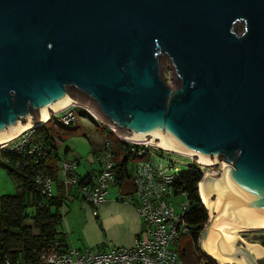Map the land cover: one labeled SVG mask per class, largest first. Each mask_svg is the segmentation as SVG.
I'll return each mask as SVG.
<instances>
[{"label":"water","instance_id":"1","mask_svg":"<svg viewBox=\"0 0 264 264\" xmlns=\"http://www.w3.org/2000/svg\"><path fill=\"white\" fill-rule=\"evenodd\" d=\"M72 103L121 139L223 157L198 184L200 251L264 256L227 232L264 228V0H0V135Z\"/></svg>","mask_w":264,"mask_h":264},{"label":"built area","instance_id":"2","mask_svg":"<svg viewBox=\"0 0 264 264\" xmlns=\"http://www.w3.org/2000/svg\"><path fill=\"white\" fill-rule=\"evenodd\" d=\"M81 107L72 103L60 111L50 112V116H55L57 122L65 127L74 126L78 121V111ZM86 111V114L93 115L110 134L115 135L113 128L104 125L90 110ZM36 127L0 145V150L32 155L43 149L41 144L32 146ZM117 138L121 141L119 143L129 145L125 147L124 153H116L113 149L114 142L106 137L97 154L99 170L88 174L83 183L77 176V164L65 158L60 160L59 166L63 176L61 184L66 196L74 188L78 197L91 205L96 217L98 208L108 200L111 189L118 185L128 188L130 193L118 192L115 200L121 203L135 202V211L142 220V228L135 245L130 248L118 247L107 250L75 249L67 245L65 230L57 227L55 239L47 249L35 247L26 249L20 246L17 249L0 250V264H184L179 253V245L180 240L190 233L183 219L188 211V205L180 206V211L177 212L172 203L177 197L174 186L181 170L174 168L171 161L167 167L158 161V158L171 154V151L145 142ZM186 157L190 159L186 169L196 167L202 175L208 174L205 170L214 166L196 164L192 161L195 156ZM217 173L211 172L210 175L214 176ZM33 185L47 199L56 194L55 181L45 173L38 174L33 180ZM23 227L27 232H30V228L34 231L33 220L30 218L24 221ZM251 233L252 243L264 249V230H254Z\"/></svg>","mask_w":264,"mask_h":264},{"label":"trees","instance_id":"3","mask_svg":"<svg viewBox=\"0 0 264 264\" xmlns=\"http://www.w3.org/2000/svg\"><path fill=\"white\" fill-rule=\"evenodd\" d=\"M55 139L56 136L51 134L47 126L40 125L34 129L32 146L41 144L43 149L32 155L0 150V170H4L17 184L15 195L0 198V250L17 249L20 246L26 249L32 247L47 249L55 239L56 228L61 224L63 217L60 210L67 198L64 187L57 177V163L63 158L58 154ZM128 146L126 143H116L113 149L116 153L123 154L125 147ZM74 162L76 163V160ZM40 173H45L55 181L56 194L51 199L41 195L33 185L34 178ZM87 175L77 176L83 183ZM202 177V173L196 167L188 168L181 171L174 186L176 196L184 195L187 199L188 211L183 219L189 228L188 236L195 250H198L200 234L208 220L207 210L198 192V184ZM30 218L33 220L34 231L30 228V232H27L23 223ZM180 256L184 257L182 253ZM198 259L200 264H217L206 255L198 256Z\"/></svg>","mask_w":264,"mask_h":264},{"label":"rangeland","instance_id":"4","mask_svg":"<svg viewBox=\"0 0 264 264\" xmlns=\"http://www.w3.org/2000/svg\"><path fill=\"white\" fill-rule=\"evenodd\" d=\"M164 70H165L164 72L165 81L167 84L171 85L172 80H170L171 70L169 68V65L167 67L165 66ZM86 109L85 107L83 108V106L79 108L78 121L74 126L65 127L61 125L59 122H57L58 119L55 116L54 117L50 116L48 121L45 124H42L47 126L51 134L56 136L55 141L58 147L57 151L61 158H65L68 161H75V159L80 161V166H77V172L79 173L80 170L84 172L87 169L89 170L91 168H97V169L99 168V164L97 162V154L99 152H96L95 149L97 145L99 143H102L106 137L112 139V141L114 142V146H116V143L121 142L114 134L111 133L109 135L108 130L101 123H98V120H96L93 115L86 114L87 113ZM39 117L40 115L36 116L30 121L36 124L37 121L39 120ZM36 126H40V125L36 124L33 127ZM67 147H69L70 149L69 151L65 152ZM164 152L167 153V151ZM196 160L198 159L194 158V160L192 161L197 164ZM220 160L221 161L214 164L213 167H208V170H205V172L208 171V175H210L211 172H218L217 173L218 175L220 173L219 167L221 163H224L223 157H220ZM158 161L164 167H167L168 163L171 161L174 163V168L183 171L187 168L186 165L188 164L190 159L187 158L185 155H181L176 152H171V154H167L166 156H163V158H158ZM57 168L59 171V178H60L62 177V172L60 171L59 163H57ZM16 187L17 184L15 180L11 178L9 175H7V173L4 170H0V198L5 195H15L17 193ZM74 198H69L68 199L69 201L64 203L63 208L60 210L63 219L58 227H63V229L67 233L68 242H69L68 237H70V235H71V240L76 241L77 239H79V237H82V234H84L85 231L90 234H93L94 232V228L90 226L88 223L89 215L94 214L91 205L88 202L84 201L83 199L79 198L78 196L76 199ZM172 203L177 212L180 211V206L188 205L187 199L184 195L177 196L175 199L172 200ZM68 210H70L73 213H76L78 216V219H73V225L71 231L69 230L68 217L69 220H71L72 217H71V213L69 216ZM251 234H252L251 231H246V232H240L238 236L246 243H249L253 241ZM185 246L187 248H191V247L193 248L192 244L190 243L189 236H185L183 239L180 240V248H183ZM197 246L199 251L197 249L196 250L194 249L195 251H197L196 255L199 257L205 255L200 251L199 244ZM88 249L95 250L96 247L88 248Z\"/></svg>","mask_w":264,"mask_h":264},{"label":"crops","instance_id":"5","mask_svg":"<svg viewBox=\"0 0 264 264\" xmlns=\"http://www.w3.org/2000/svg\"><path fill=\"white\" fill-rule=\"evenodd\" d=\"M100 146L101 143L97 145L95 149L96 152H98ZM69 149L70 148L67 147L65 152L69 151ZM76 163L77 166H80L79 160H76ZM97 170H99V168H91L89 170L87 169L84 172L80 170V173L78 172V175H87L90 173H94ZM57 177L58 180L61 182L63 176L59 178L58 170ZM128 191L130 190L124 186L120 187V185H118L117 187H114L110 191L108 200L98 208L97 217L94 214H90L88 217L89 225L94 228L93 234H90L85 231V233L82 234V237H79V239H77L76 241H72L70 235V237H68L69 242L67 241V245L75 249L96 247L95 250H107L109 248L118 247H133L135 245L137 235L142 228V220L135 211L134 201H132L131 203H121L115 200L119 193H130ZM76 194L78 196L77 191L72 188L70 190V196L67 197L64 203L69 201V198H77ZM68 212L69 216L71 213L72 217L71 220H69L68 217L69 230L71 231L73 219H78V216L76 213H73L70 210H68ZM241 241L243 240L241 239ZM179 253L180 255L182 253L184 256L182 257V261L184 264H200L198 256L196 255L197 251H195L194 248H187L186 246L180 248L179 245ZM254 261L256 264H264V256L254 258Z\"/></svg>","mask_w":264,"mask_h":264},{"label":"bare ground","instance_id":"6","mask_svg":"<svg viewBox=\"0 0 264 264\" xmlns=\"http://www.w3.org/2000/svg\"><path fill=\"white\" fill-rule=\"evenodd\" d=\"M69 105V104H68ZM67 106V105H66ZM66 106H63L57 110H54V112H57V111H60L61 109H63L64 107ZM50 117V110H46L44 111L43 113L40 114V117H39V120L37 121V125H42V124H45L48 119ZM36 124L32 123L31 121H28L26 122L25 124L17 127L16 129L6 133V134H3V135H0V145L6 143V142H9L11 140H13L14 138L18 137L20 134H22L23 132H25L26 130H29L30 128H32L33 126H35ZM149 142V139H146V142L145 143H148ZM140 143V142H139ZM154 143H157V140L154 141ZM150 144V143H149ZM151 145H154V146H157L156 144H151ZM164 150V149H163ZM168 151V150H167ZM171 152H174V151H171ZM177 153V152H176ZM181 154V153H179ZM183 155V154H182ZM195 156L197 159L198 156L197 155H194L192 154L191 157ZM210 161L213 162V158H210ZM198 192H199V188H198ZM199 196H200V193H199ZM200 199H201V196H200ZM202 201V199H201ZM203 203V202H202ZM254 230H264V228H244V229H228L227 232L229 234H233V235H237L240 233V232H246V231H254ZM238 233V234H237ZM239 237V236H238ZM240 239V237H239ZM241 240V239H240ZM246 243V242H245ZM251 243V245L255 244V243H252V242H249ZM247 243V244H249Z\"/></svg>","mask_w":264,"mask_h":264}]
</instances>
